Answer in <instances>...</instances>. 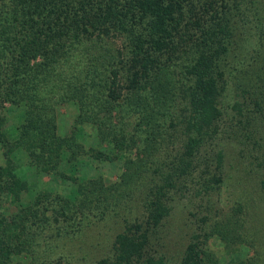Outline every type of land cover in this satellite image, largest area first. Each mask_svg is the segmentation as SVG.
I'll use <instances>...</instances> for the list:
<instances>
[{"label": "trees", "instance_id": "16d2710c", "mask_svg": "<svg viewBox=\"0 0 264 264\" xmlns=\"http://www.w3.org/2000/svg\"><path fill=\"white\" fill-rule=\"evenodd\" d=\"M66 103L76 114L60 134ZM84 125L105 147L85 150ZM0 151V198L22 191L18 156L72 184L0 210V264H79V236L109 223L94 264H167L181 198L220 194L233 163L264 190V0H0ZM84 154L120 160L117 180L78 175ZM238 226L232 240L259 248L236 264H264V236ZM191 231L178 264H228Z\"/></svg>", "mask_w": 264, "mask_h": 264}, {"label": "rangeland", "instance_id": "374dc122", "mask_svg": "<svg viewBox=\"0 0 264 264\" xmlns=\"http://www.w3.org/2000/svg\"><path fill=\"white\" fill-rule=\"evenodd\" d=\"M57 112V127L60 134H68L72 130L73 118L76 114V108L72 103L59 105L56 108ZM20 110L11 109L7 112L6 126L14 124ZM79 142L84 146L85 150L90 148H103L105 145L99 144L95 131L89 125H84L78 130H75ZM236 152V150H235ZM243 158V157H242ZM242 158L240 159L241 162ZM75 163L76 172L81 177H95L100 176L105 183L117 180L119 173L122 170L121 161L115 159L113 161H97L89 158L84 154L77 158ZM0 163H3L0 151ZM18 169L17 176L22 183V191L17 197H9L8 199L0 198V210L5 215L11 216L18 204H27L39 191L47 190L58 192L65 196L72 191V184L67 180L61 179L45 173H40L34 167L28 166L27 162L21 156L17 161ZM22 166V167H21ZM63 165L61 169H66ZM231 174L230 182L225 190L221 193H211L200 198H179L178 205H174V209L170 214L168 221L164 225L165 230L169 236L165 238V251L167 256V264H178L181 251L186 244V241L191 238V230L194 229L195 235H198V240H202L204 236H208L205 241V248L208 249L213 257H217L218 261L226 262L228 264H236L238 259L251 257L254 248H259V243L254 242L252 247H248L245 243H240L238 239L232 240L230 236H236V233L243 232V229L238 225H244V229L250 234L251 238L255 236H264L262 225L264 223V209L263 204L260 205L259 199L264 201V190H260L257 186H253V182L248 179L246 172L240 170V163H233L232 169L228 171ZM190 199V201H189ZM239 202L244 204L243 212L234 213V203ZM257 203V204H256ZM246 205V206H245ZM229 216L232 219H229ZM228 217L227 222L225 219ZM114 220V219H113ZM119 219L116 221L118 222ZM221 223L217 229L214 228L215 222ZM109 223V222H107ZM105 224L99 227L100 234L97 233L79 236V247L81 253H86V259H81L79 264H94L95 260L100 255L104 254L113 238L117 227ZM96 231V230H95ZM231 238V239H230ZM234 242L230 252H223L226 242ZM78 246V245H77ZM74 256H77V247H71ZM225 250V249H224ZM258 250V249H257ZM263 252V251H261ZM215 257V258H216ZM78 264V263H77Z\"/></svg>", "mask_w": 264, "mask_h": 264}]
</instances>
